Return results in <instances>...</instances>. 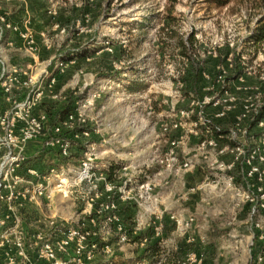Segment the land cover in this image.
Listing matches in <instances>:
<instances>
[{
	"label": "rangeland",
	"instance_id": "1",
	"mask_svg": "<svg viewBox=\"0 0 264 264\" xmlns=\"http://www.w3.org/2000/svg\"><path fill=\"white\" fill-rule=\"evenodd\" d=\"M0 5V17L35 38L33 47H29L17 33L0 30L1 46L5 33L13 41L11 52L16 55L12 65L29 68L32 90L42 93L34 113L45 112L40 109L43 102L55 115L70 95L72 110L91 98L83 117L92 130L88 137L92 145L79 154L83 160L93 153L91 163L97 171L92 177L95 193L99 194L89 202L88 190L80 184L82 160L60 157V146L52 145L51 128L55 124L48 119L41 137L45 139L40 143L45 149L32 161L36 173L21 172L20 183L0 189V264H53L42 256L41 249L54 241L55 233L71 227L95 231L93 240L99 244L109 241L110 228H102L108 212L116 213L127 229L134 227L139 215L152 221L149 213L123 200V187L119 189L125 182L145 179V175L154 185L153 195L164 214L185 205L194 217L200 214L198 210L208 209V216L200 214L194 221L205 226L200 233L173 227L177 229L171 238L174 245L184 237L194 240L183 245L190 249L184 256L187 264L191 254L207 257L201 237L207 248L215 244L220 248L216 249L221 253L218 264H264V211L254 216L250 213L258 187L264 190V175L248 176V168L242 163L230 171L220 167L216 159L231 162L232 156H217L212 147L198 150L199 136L190 133L188 125L163 130V124L176 119L175 114L181 110L205 116L229 130L247 102L264 105V57L246 41L258 14L253 3L235 1L216 7L209 0H4ZM183 44L192 49L189 54L193 59L184 55ZM74 53L79 54L77 59H73ZM63 56L66 62L62 65ZM56 71L59 73L52 83L49 78ZM238 71L242 72L240 77L236 76ZM132 83L134 92L127 90ZM229 94L235 98L230 109L224 118L216 117L228 104ZM50 113L45 112L47 116ZM150 120L159 123L154 134L145 130V121ZM124 122L133 134L138 130L133 140L123 137ZM242 128L246 130L240 135L242 143L264 148V129L253 127L249 120ZM156 135L161 139L158 147L146 142ZM72 136L73 132L64 133L74 154L78 141ZM171 151L179 161L191 160L195 166L187 169L161 163L170 158ZM113 160L130 167L118 173L117 191L108 198L101 170ZM49 161L58 164V171L64 173L60 175L63 182L46 169ZM261 166L264 171V164ZM230 176L234 177L232 186L227 182ZM173 185L178 186L179 197L192 201L184 204L188 199H181L179 205L166 207L161 197ZM42 188L46 192L43 195L38 191ZM247 190L254 202L245 199ZM114 202L117 210L105 208ZM100 207L106 210L101 215L96 214ZM240 214L244 216L235 219ZM164 221L168 220L164 217ZM75 247L73 243L59 252V258H65L66 264H76ZM134 250V246L115 244L113 254L120 258ZM165 253L167 260L169 254ZM96 254L89 264L108 258ZM166 262L171 264L170 258Z\"/></svg>",
	"mask_w": 264,
	"mask_h": 264
},
{
	"label": "built area",
	"instance_id": "2",
	"mask_svg": "<svg viewBox=\"0 0 264 264\" xmlns=\"http://www.w3.org/2000/svg\"><path fill=\"white\" fill-rule=\"evenodd\" d=\"M3 17V16H2ZM0 17V30H7L11 33H17L23 41L33 47L35 38L32 33L27 30H21L15 24L8 22ZM3 21L4 23H2ZM3 25V26H1ZM6 46H13L11 38L6 39ZM0 47H2L0 45ZM63 65V62L61 63ZM240 77V76H239ZM52 83H55L56 77L49 78ZM33 76L29 68H19L8 63V61L0 52V189L6 186L15 187L16 184L22 181L21 172L26 171L29 174H35L36 169L26 164L29 159L25 155L26 148L31 141L43 137L45 134L46 124L48 122V116L45 112L35 114V108L41 102V91H33ZM228 94V92H227ZM235 100L234 96L229 94V98L226 99L228 102L224 108H221L217 113L216 117L224 118L227 111L230 109L229 106ZM92 100L90 97L83 100L82 103L75 107L74 110L68 112L63 119L59 120L52 128L51 133L52 145L58 144L60 146V157H69L71 154V141L64 137L65 132H73L71 139L75 141H85V148L92 145L88 142V137L91 135L90 128L87 127V120L83 117V112L91 104ZM263 107V106H262ZM262 107L256 106L252 102H247L243 106L242 112L237 116L235 120V126L227 130L226 135L222 138L232 142L233 144L221 142L217 137L212 134V127L216 126L218 129L221 127L214 124L209 118L200 116L199 114H193L187 110H181L175 114L176 119H170V121L163 124L164 131L177 130L179 128H185L186 125L190 127L189 132L199 136V142L197 149L206 151L207 148L212 147L215 149L217 156H224L230 154L232 156L231 162H220V159H216L215 162L220 167L225 168L227 171L233 170L236 165L242 163V166L248 168L247 175L255 176L259 175L260 178L264 175L262 171V164H264V148L257 147L254 145L247 146L240 141V135L245 134L246 130H243L242 124L249 120L253 127H259L264 129V117L258 118ZM152 111L149 112V114ZM179 118V119H177ZM84 125L87 128L81 131H76L77 125ZM223 129V128H222ZM172 144H176L173 140ZM49 145V142H46ZM92 154L82 160V177L80 184L86 183L88 190L89 202H94L99 194L95 193L94 187L95 180L92 175L95 174V169L91 163ZM170 158L161 160V163L168 162L167 166H175L179 164L182 168H189L195 166L191 160L179 161L178 157L175 156L174 152H170ZM130 166H123L122 170L128 169ZM59 166H53L47 170L55 174L60 181V175H64L62 171H58ZM120 171L118 173H120ZM244 171V170H243ZM57 172V173H56ZM62 172V173H61ZM61 173V174H59ZM105 175V174H104ZM106 177V175H105ZM120 178V176H119ZM66 180V179H65ZM234 181V177H228V183L230 186ZM125 182L119 186V189L123 187V194L121 196L123 200L130 201L139 207L146 215H151V220L144 218L139 215L138 220L131 229H127L124 224L119 222V218L116 213H107L104 218L103 229L110 228L107 233L110 234V240L105 242L97 243L93 238L96 237V232L85 228L84 226L71 227L66 230L58 231L54 234V241L47 242L43 245L41 252L42 256L50 260L53 264H66L64 259H60L58 256L59 252L66 251L69 246L75 243V261L76 264H89L95 259L96 253H103L107 255L105 262L112 264V260L115 259L113 254V247L115 244H133L136 247H146L150 242L156 240L162 243L165 240V228L166 222L164 221L165 214L159 208V200L153 195L154 185L151 181L145 179L137 182L128 183ZM105 191L108 198L114 194V190H117V186L108 181L105 178ZM235 187V185H234ZM41 188V187H39ZM236 189V188H235ZM38 190V189H37ZM69 191V189L67 188ZM39 194L43 195L45 192L44 188L39 189ZM250 190L244 192L245 199L254 202V197L250 195ZM257 201L251 206V215L254 216L256 212L264 211V190L260 186L257 192ZM110 210H117L115 202L105 207ZM105 208H98L96 214L101 215ZM112 212V211H110ZM146 219V220H144ZM170 219L174 222L175 228L178 230H192L194 228L195 217L190 215L188 218H184L178 214H170ZM149 220V221H148ZM149 231L150 234L140 239H135L138 235H141L144 231ZM114 239V240H113ZM205 243L204 237L200 238ZM112 240V241H111ZM187 240L194 241L191 236ZM190 264H202L203 258L196 254L190 255ZM187 260L183 259L179 264H187ZM137 264H162L161 261H155L153 263L143 261Z\"/></svg>",
	"mask_w": 264,
	"mask_h": 264
},
{
	"label": "trees",
	"instance_id": "3",
	"mask_svg": "<svg viewBox=\"0 0 264 264\" xmlns=\"http://www.w3.org/2000/svg\"><path fill=\"white\" fill-rule=\"evenodd\" d=\"M214 6L216 7H222V6H226L228 4H230L231 2H250V3H253L255 5V7L258 9V14H257V17L253 23V26L250 28L249 32H248V35L246 37V41L252 45V47L254 48V51L255 53H259L261 52L263 57H264V0H209ZM183 51H184V55H186L188 57V59H193L192 55L189 54V51L193 53L192 49H190L188 46H186V44H183ZM79 57V54L78 53H74V58L73 59H77ZM62 62L65 63L66 62V59H65V56H63L62 58ZM196 74H198V69H196ZM58 71H56L52 77H57L58 76ZM242 74L241 71H238L237 73V77H239L240 75ZM127 90L130 91V92H134L136 91V87L133 85L132 83V86H128L127 87ZM70 99L68 100V102H65L64 106L60 107L59 110H58V113L57 114H53V113H50L49 111L51 110L50 106H48L45 102L41 103L42 104V107H40V109L42 110H45V112L47 114L50 113V115L48 116L51 124H56L59 120L63 119L64 116L70 112L72 110V104L71 102L73 101V96L70 95L69 97ZM62 108V109H61ZM44 112V111H43ZM264 117V105L260 111V113L258 114L257 116V119L258 118H263ZM87 127L84 126V125H77L75 130L76 131H81L83 129H86ZM226 132L227 130L225 129H218L216 126H213L212 127V134L217 137L221 142H224V143H229V144H233L232 142L226 140L225 138H222L226 135ZM77 151L76 153L74 154H71L69 157H64L62 159H70L72 157H76L79 162L82 160V157L80 156L79 153L83 152L84 151V148H85V143H83L82 140L78 141V144H77ZM36 157V156H34ZM34 157H31L27 160L26 164L28 166H31V167H35L32 165V161L34 159ZM37 160V158L35 159ZM53 166H58L57 163L55 162H46V169H49ZM122 162L120 161H116V160H113L109 163V165L107 166V168H104L101 170V172L103 174L106 175V178L108 181L116 184L117 180H119V174L118 172L122 169ZM94 171H97V170H94ZM143 180V179H142ZM82 185L87 188V185L86 183H82ZM120 185V184H119ZM117 186V184H116ZM117 188V187H116ZM117 190L115 189L113 193H115ZM0 219H1V215H0ZM166 226V225H165ZM171 227H175V224H173V226ZM131 229V228H130ZM165 230H170V228H165ZM148 231H146L145 233L142 232L141 235H138L135 239H140V238H143L145 237V235L147 234ZM114 240V239H113ZM112 241V240H111ZM187 245V244H186ZM161 251H162V248L160 246V243L158 241H155V242H150L146 248L144 249L143 253L138 257L136 258V260L134 261L133 264H136L138 262H143V261H151L153 259H156L158 256H160L161 254ZM168 258H170V261H171V264H179V262L181 261V250L178 252H175V254L173 253V255H171V252L170 254L168 255ZM167 258V260H168ZM165 259V263L166 264L167 261ZM97 264H109L107 262H102V263H97ZM112 264H119L118 262H116L115 259L112 260Z\"/></svg>",
	"mask_w": 264,
	"mask_h": 264
},
{
	"label": "crops",
	"instance_id": "4",
	"mask_svg": "<svg viewBox=\"0 0 264 264\" xmlns=\"http://www.w3.org/2000/svg\"><path fill=\"white\" fill-rule=\"evenodd\" d=\"M4 1V0H3ZM2 0H0V2H3ZM2 5V4H1ZM0 5V9L2 8V6ZM6 8V6H5ZM4 8V9H5ZM7 10V9H5ZM11 12V10H10ZM16 16V15H15ZM17 17V16H16ZM7 34H9V32H7ZM5 36L4 37V40H3V46L0 47V52H2V55L4 56V58L8 61L9 64H13L15 63V59H12L13 56H15L16 54L12 53L11 51L14 50L13 48H11V46H6V39H7V35L5 33ZM0 40H1V36H0ZM2 41V40H1ZM0 41V42H1ZM158 121H153V120H150V121H145V125L147 126L145 128V130H147V132H149V134H154L157 130V126H158ZM123 130V137L126 139V141L128 139H131L133 140L134 137H136V135L139 134L138 130H137V133L134 132V134L131 132V128L127 125L126 122L123 123V126L121 128V131ZM94 134V132H93ZM130 134V136H129ZM45 139V138H44ZM43 138H38L34 141H31L27 148H26V151H25V155H27L28 158H31V157H34V156H39L42 154V151L43 149H45V146L44 145H40L41 142H43L44 140ZM139 139V142H141L142 140H140V138H137V141ZM164 141H171V140H164ZM146 142H150L151 145H155L156 147H158V143L161 142V139H159V135H156L154 138L153 136L151 138H148V140H146ZM39 145H37V144ZM146 145V144H145ZM149 145V144H148ZM112 150V149H111ZM158 172V171H157ZM178 186H174L173 185V188L172 189H169L167 191H164V193L162 194V197H161V200H162V203L166 204V207L170 204L172 205H179L180 204V200L183 199L182 201L188 199L187 197H179V195H177L178 193V189L176 188ZM193 199V198H191ZM194 200V199H193ZM192 200L189 201V199L187 200V202H183L184 204L186 203H190ZM200 209V207H198ZM168 211V210H167ZM199 211V212H198ZM196 213H200V214H203L204 217L208 216L209 212H208V209H203L202 211L198 210ZM219 212H221V210H218ZM171 212H173L174 214H178V215H181L182 217L184 218H188L190 215L193 216V212H190L188 207H186V205L183 207V208H176V209H173V211L171 210L170 212H166L165 214V218L166 220H168L166 222V228H170V230H165V240L160 243V246L162 248V251H161V254L160 256H158L156 259H153L151 261H147V262H155V261H161L162 264L165 263V258H164V253L165 254H170L171 252V255H173V253L175 254V252H179L181 250V260L185 259L184 256L190 252H188L190 249H187L186 246H183L185 243L187 244V242H189L187 239V237H184L182 238L180 241H178L177 243H175L174 245V242L172 241V235H174V230H177V229H174L173 227H171V225L174 224V222L172 220L169 219L170 214H172ZM200 214H195V219L197 220V218L199 219L200 218ZM248 215V214H247ZM244 215L243 214H240V216H237L235 217L236 218H240V217H243ZM194 228L192 230H194L195 233H200L201 230H205V226H201V225H198V224H194ZM198 230V231H197ZM147 231V230H146ZM144 231V233L146 232ZM148 235V232L147 234ZM156 240L152 241V242H155ZM187 241V242H186ZM206 243V242H205ZM206 247L204 248V251L206 252V255L207 257L205 258L204 254H200L199 256H201L203 258V264H218V255L220 257V254L221 253H217L216 252V249H218L219 247L215 244V245H212L211 247L207 248V244H205ZM190 244V243H189ZM124 246H131L133 247L134 246V251H132V253L128 256L127 254L125 255V257H121L119 258V256L115 255V260L116 262H118L119 264H133L134 261L136 260V258H138L144 251V249L146 247H136L135 245L133 244H123ZM122 246V245H121ZM201 248V247H200ZM220 249V248H219ZM213 255V256H211ZM216 256V257H215ZM126 257H131V258H127ZM105 262V260L103 261V263ZM102 263V262H100ZM137 264V263H136Z\"/></svg>",
	"mask_w": 264,
	"mask_h": 264
}]
</instances>
